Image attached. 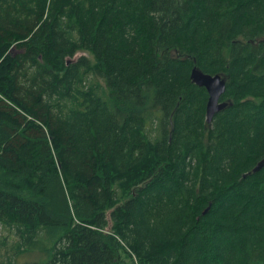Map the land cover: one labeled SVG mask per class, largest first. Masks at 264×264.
Wrapping results in <instances>:
<instances>
[{
  "label": "trees",
  "instance_id": "obj_1",
  "mask_svg": "<svg viewBox=\"0 0 264 264\" xmlns=\"http://www.w3.org/2000/svg\"><path fill=\"white\" fill-rule=\"evenodd\" d=\"M194 66L227 82L211 122ZM263 158L264 0H0V228L27 264H264Z\"/></svg>",
  "mask_w": 264,
  "mask_h": 264
},
{
  "label": "water",
  "instance_id": "obj_2",
  "mask_svg": "<svg viewBox=\"0 0 264 264\" xmlns=\"http://www.w3.org/2000/svg\"><path fill=\"white\" fill-rule=\"evenodd\" d=\"M191 79L201 87H205L209 97L207 102V121L211 122L214 116L224 110L228 101L222 100L226 91V79L222 74H208L203 72L199 67L194 66L191 72ZM264 167V158L254 167L253 172H257Z\"/></svg>",
  "mask_w": 264,
  "mask_h": 264
},
{
  "label": "rangeland",
  "instance_id": "obj_3",
  "mask_svg": "<svg viewBox=\"0 0 264 264\" xmlns=\"http://www.w3.org/2000/svg\"><path fill=\"white\" fill-rule=\"evenodd\" d=\"M83 53H78L77 57ZM17 237L10 234L7 230L0 228V260H11L13 264H27L34 261L45 260V256L40 254L39 251L31 253H23L18 251L16 244ZM119 264H137L135 256L122 254Z\"/></svg>",
  "mask_w": 264,
  "mask_h": 264
}]
</instances>
